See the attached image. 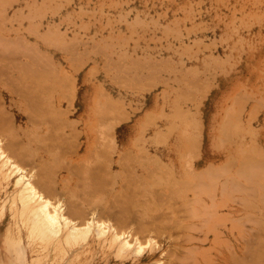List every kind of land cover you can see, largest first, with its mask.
<instances>
[{"label": "rangeland", "instance_id": "374dc122", "mask_svg": "<svg viewBox=\"0 0 264 264\" xmlns=\"http://www.w3.org/2000/svg\"><path fill=\"white\" fill-rule=\"evenodd\" d=\"M0 18L2 160L131 244L28 239L1 169L0 264H264V0H0Z\"/></svg>", "mask_w": 264, "mask_h": 264}, {"label": "bare ground", "instance_id": "6f19581e", "mask_svg": "<svg viewBox=\"0 0 264 264\" xmlns=\"http://www.w3.org/2000/svg\"><path fill=\"white\" fill-rule=\"evenodd\" d=\"M1 19V18H0ZM9 23V22H8ZM46 36H41L44 39ZM48 37V36H47ZM46 39V38H45ZM47 40V39H46ZM62 40V39H61ZM48 41V40H47ZM60 41V40H59ZM2 42V41H1ZM18 42V41H17ZM49 42V41H48ZM6 43V42H5ZM46 44V43H45ZM63 44V43H62ZM68 44V43H67ZM25 45V44H24ZM22 46V45H21ZM16 47V46H15ZM3 48V47H2ZM27 50V49H26ZM36 52V50H34ZM33 51V52H34ZM39 53V52H38ZM14 54V53H13ZM16 54V53H15ZM33 56H35L33 54ZM2 59V58H1ZM11 60V59H10ZM9 60V61H10ZM13 60V59H12ZM11 60V61H12ZM36 60V59H35ZM39 60V59H38ZM42 64V63H41ZM11 65V64H10ZM21 65V64H20ZM13 66V64H12ZM5 67V66H4ZM45 69V67H44ZM34 71V70H33ZM46 71V70H45ZM30 72V71H29ZM44 72V71H43ZM8 74V73H7ZM33 75V74H32ZM40 75V74H39ZM45 76V75H44ZM12 77V76H11ZM34 77V76H33ZM54 77V76H53ZM16 78V77H15ZM18 79V78H17ZM32 80V79H30ZM62 83V82H61ZM190 84V83H189ZM21 85V84H20ZM14 87V86H13ZM62 87V86H61ZM44 88V87H43ZM21 89V88H20ZM29 90V89H28ZM49 91V90H48ZM33 93V92H32ZM35 93V92H34ZM19 94V93H18ZM49 94V93H48ZM26 98V97H25ZM21 98V99H25ZM71 99V97H70ZM25 101V100H24ZM29 104V103H28ZM33 105V104H32ZM46 105V104H45ZM33 108V107H32ZM232 108V107H231ZM30 110V109H29ZM232 111V109H230ZM240 110V109H239ZM241 111V110H240ZM256 112V111H255ZM231 115V114H229ZM228 116V115H227ZM7 117V116H6ZM2 118V117H1ZM0 118V119H1ZM32 118V117H30ZM123 118V117H122ZM120 119V118H119ZM227 119V118H226ZM230 119V118H228ZM30 120V119H29ZM231 120V119H230ZM229 120V121H230ZM233 120V119H232ZM240 120V119H239ZM33 122V121H32ZM3 123V122H2ZM231 123V122H230ZM107 126V125H106ZM235 126V125H234ZM239 126V125H238ZM3 128L2 126H0ZM236 127V126H235ZM109 128V126H108ZM112 130V129H111ZM1 131V129H0ZM13 143V142H12ZM109 153V152H108ZM2 154V153H1ZM124 154V153H123ZM0 159L3 156L0 155ZM208 167V166H207ZM211 167V166H210ZM6 169L4 174L5 178H12L15 176V184L21 187V193L17 196L18 199V212L16 216L21 223L26 226L27 237L30 240L38 238L40 240H53L58 246L59 250H64L65 246L70 247L74 244H80L88 240L100 239L106 240L111 237L118 242L120 240L121 248L129 249L131 244L128 240L121 238L115 230H110L109 227L97 223L94 219L90 218L82 226L72 224L62 213L59 205H52L48 200L44 199L41 195L36 193L35 189L30 184L29 180L23 174H18L12 169L11 164L7 161L0 162V170ZM207 168H205L206 170ZM223 170V169H222ZM206 172H208L206 170ZM108 173V172H107ZM169 173V172H166ZM204 175L205 172H203ZM202 173V174H203ZM171 174V173H170ZM17 175V176H16ZM169 175V174H168ZM259 177V176H258ZM253 178V177H252ZM7 181V180H6ZM179 182V181H178ZM237 182V181H236ZM247 184V183H246ZM244 186V185H243ZM162 187V186H161ZM45 188V187H44ZM47 190V189H46ZM255 190V189H254ZM48 192V191H47ZM151 192V191H150ZM192 192V191H191ZM180 193V192H179ZM154 194V193H153ZM156 195V194H155ZM156 201V200H155ZM245 201V200H244ZM154 203V202H153ZM249 203V202H248ZM158 205V204H157ZM247 205V204H246ZM188 209V208H187ZM78 210V209H77ZM79 212L81 210H78ZM162 210V209H161ZM163 212V211H162ZM131 213V212H130ZM77 214V213H76ZM80 214V212H79ZM162 215V213H161ZM121 219V218H120ZM119 219V220H120ZM122 221V219H121ZM127 222V221H126ZM147 222V221H146ZM83 223V222H82ZM123 223V222H122ZM125 223V222H124ZM121 224V223H120ZM128 226V225H127ZM135 228V227H134ZM140 228V227H138ZM143 228V227H142ZM166 228V227H165ZM148 229V228H147ZM163 229V228H162ZM146 231V229H144ZM134 231V230H133ZM138 231V229H137ZM140 231V230H139ZM138 231V232H139ZM143 231V229H141ZM149 231V230H148ZM110 232V234H109ZM142 234V233H141ZM146 238V236H145ZM262 247V246H261ZM120 251H122L119 248ZM65 251V250H64ZM258 251V250H257ZM264 253V252H263ZM232 258V257H231ZM234 258V257H233ZM238 261V260H236ZM238 263V262H237ZM243 263V262H242ZM249 263V262H248ZM254 263V262H253ZM246 264V263H244Z\"/></svg>", "mask_w": 264, "mask_h": 264}, {"label": "crops", "instance_id": "0c3cea01", "mask_svg": "<svg viewBox=\"0 0 264 264\" xmlns=\"http://www.w3.org/2000/svg\"><path fill=\"white\" fill-rule=\"evenodd\" d=\"M70 94H71V98H73V95H74V90L71 88L70 89ZM71 100V99H70ZM104 103H106V105H109L108 101L104 100ZM109 128H111V124L109 126ZM109 128H107V130H109ZM106 131V130H105ZM123 134L124 137H126V139H129V136L131 135V127L129 125H124L122 128H121V132H120V135ZM100 143V142H99ZM98 144V143H97ZM105 150L106 152L104 153L103 151H101L100 153H103V156L104 157H107L108 159H110V155H111V152H110V147H111V144L107 141L106 144H105ZM103 150V149H102ZM109 152V153H108ZM99 153V148L97 149V146L95 148H90L86 155H89V157H93V155L96 156V154ZM156 157L154 156L153 159L155 162H157L158 164H163L161 162H159L157 159H155ZM119 159V158H118ZM119 161V160H118ZM121 164V163H119ZM163 166H167L166 163L163 164ZM57 190L58 191H62L61 188L57 187Z\"/></svg>", "mask_w": 264, "mask_h": 264}]
</instances>
